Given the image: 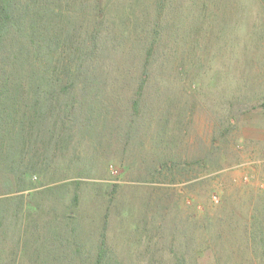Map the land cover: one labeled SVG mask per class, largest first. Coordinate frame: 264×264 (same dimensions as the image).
Segmentation results:
<instances>
[{
	"label": "rangeland",
	"instance_id": "rangeland-1",
	"mask_svg": "<svg viewBox=\"0 0 264 264\" xmlns=\"http://www.w3.org/2000/svg\"><path fill=\"white\" fill-rule=\"evenodd\" d=\"M96 1L0 81V264H264V0Z\"/></svg>",
	"mask_w": 264,
	"mask_h": 264
},
{
	"label": "trees",
	"instance_id": "trees-1",
	"mask_svg": "<svg viewBox=\"0 0 264 264\" xmlns=\"http://www.w3.org/2000/svg\"><path fill=\"white\" fill-rule=\"evenodd\" d=\"M58 1L60 3L61 0H0V81L2 79L5 83L8 81L6 69L9 66L13 67L18 62L19 57L23 55L19 51L17 54H12L13 46L18 44L17 42L20 38L27 40L31 49H33V52H31V50L26 48V53L30 54L28 55L32 68L34 66L32 60H37L42 55L53 59L54 55L59 56L52 63L51 72L47 74L49 80L58 79L60 81L65 78L74 79L75 77L76 79L82 77L85 72L83 69L84 63L93 65L92 58L100 48L98 34H93L88 39L91 49L85 44L86 41L80 44L75 42L74 44L71 39V31L67 28V18L63 22H59L61 24L56 28L57 21L55 18L61 13L60 5L56 4ZM96 3L97 8L99 7V0ZM51 23L53 24L49 26ZM93 29L97 32L96 27H93ZM156 42L157 39L155 38L151 45L149 44L148 53L146 54L147 58L152 56L153 46ZM71 44L73 45V50L70 49ZM23 45L21 43L19 46L22 48ZM84 47L89 48L90 51L86 53L79 52ZM43 50L46 51V54H43ZM32 74L34 75L33 69ZM35 76L39 79L37 75ZM37 90H42V86H39ZM56 92L57 95L59 93V95L64 96L71 94L69 88H61L56 91L54 87L49 89L46 94L53 97ZM38 111V109H34L35 114ZM100 260L101 258L97 259L95 264H101Z\"/></svg>",
	"mask_w": 264,
	"mask_h": 264
}]
</instances>
